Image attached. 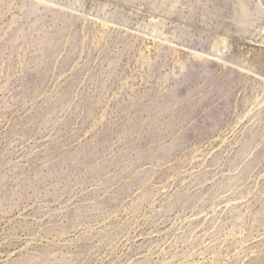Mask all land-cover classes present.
Instances as JSON below:
<instances>
[{
    "label": "rangeland",
    "instance_id": "rangeland-1",
    "mask_svg": "<svg viewBox=\"0 0 264 264\" xmlns=\"http://www.w3.org/2000/svg\"><path fill=\"white\" fill-rule=\"evenodd\" d=\"M0 264H264V0H0Z\"/></svg>",
    "mask_w": 264,
    "mask_h": 264
},
{
    "label": "bare ground",
    "instance_id": "bare-ground-1",
    "mask_svg": "<svg viewBox=\"0 0 264 264\" xmlns=\"http://www.w3.org/2000/svg\"><path fill=\"white\" fill-rule=\"evenodd\" d=\"M217 54V53H216ZM221 54H223V53H221ZM205 58V57H204ZM222 58H223V56H222ZM206 59V58H205ZM215 60H216V58H215ZM218 60V59H217ZM222 60V59H221ZM210 61V60H209ZM212 61H214L213 59H212ZM216 62V61H215ZM220 62V61H219ZM222 62V61H221ZM217 63V62H216ZM223 63V62H222ZM244 70V69H243Z\"/></svg>",
    "mask_w": 264,
    "mask_h": 264
},
{
    "label": "water",
    "instance_id": "water-1",
    "mask_svg": "<svg viewBox=\"0 0 264 264\" xmlns=\"http://www.w3.org/2000/svg\"><path fill=\"white\" fill-rule=\"evenodd\" d=\"M206 74H207V71H204V70H203V75H206ZM49 174H50V173H49Z\"/></svg>",
    "mask_w": 264,
    "mask_h": 264
}]
</instances>
